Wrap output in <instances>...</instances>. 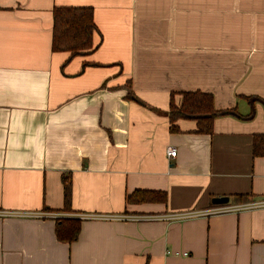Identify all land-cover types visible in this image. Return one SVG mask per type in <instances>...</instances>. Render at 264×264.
Listing matches in <instances>:
<instances>
[{
  "label": "crops",
  "instance_id": "obj_1",
  "mask_svg": "<svg viewBox=\"0 0 264 264\" xmlns=\"http://www.w3.org/2000/svg\"><path fill=\"white\" fill-rule=\"evenodd\" d=\"M57 7L93 9L92 52L53 51ZM186 92L235 114L212 134L187 119L173 132ZM258 135L264 0H0V264H264V208L210 212L214 198L264 200ZM137 190L167 202L127 203ZM70 215L81 232L61 242Z\"/></svg>",
  "mask_w": 264,
  "mask_h": 264
},
{
  "label": "trees",
  "instance_id": "obj_2",
  "mask_svg": "<svg viewBox=\"0 0 264 264\" xmlns=\"http://www.w3.org/2000/svg\"><path fill=\"white\" fill-rule=\"evenodd\" d=\"M97 28L94 22V11L90 7H57L54 9L53 51L67 52L71 57L85 55L95 49L94 34ZM180 106L171 103L169 119L171 130L178 131L176 122L181 119L195 120L198 133L212 134L214 121L219 117L234 115L230 110H216L212 94L203 92L183 93ZM254 155H264V135L255 137ZM65 209H70L72 201V179L63 176ZM249 196H237L235 203L246 204L253 202ZM148 202H167L164 192L137 190L128 195L127 203L143 204ZM80 219H58L56 235L61 242L73 243L78 240L81 232Z\"/></svg>",
  "mask_w": 264,
  "mask_h": 264
},
{
  "label": "built area",
  "instance_id": "obj_3",
  "mask_svg": "<svg viewBox=\"0 0 264 264\" xmlns=\"http://www.w3.org/2000/svg\"><path fill=\"white\" fill-rule=\"evenodd\" d=\"M168 155L171 158H175L177 156L176 148L168 149ZM264 208V200L261 201H253L246 204L240 205H224L222 207H218L212 209L210 212L212 213H231V212H239L245 210H256ZM193 214H166L160 217H142L139 215H90L89 217L86 216L85 218H91L95 220H104V221H131V222H139L144 220H165V221H176V220H183L193 217ZM70 219H82L81 216H68ZM58 219H62L59 217Z\"/></svg>",
  "mask_w": 264,
  "mask_h": 264
},
{
  "label": "water",
  "instance_id": "obj_4",
  "mask_svg": "<svg viewBox=\"0 0 264 264\" xmlns=\"http://www.w3.org/2000/svg\"><path fill=\"white\" fill-rule=\"evenodd\" d=\"M212 203L214 205H228L230 203V198L229 197H219V198H214Z\"/></svg>",
  "mask_w": 264,
  "mask_h": 264
}]
</instances>
